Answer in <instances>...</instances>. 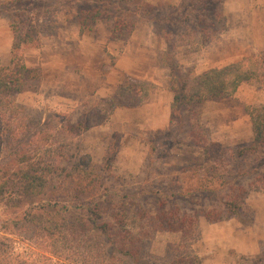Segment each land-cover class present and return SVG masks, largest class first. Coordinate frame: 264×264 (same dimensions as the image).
<instances>
[{
  "label": "rangeland",
  "instance_id": "1",
  "mask_svg": "<svg viewBox=\"0 0 264 264\" xmlns=\"http://www.w3.org/2000/svg\"><path fill=\"white\" fill-rule=\"evenodd\" d=\"M143 1L138 13L116 0H34L25 5L36 18L39 42L23 53L30 68L41 70V77L28 80L16 103L44 124L51 120L50 126L81 124L79 154L91 156L87 170L101 177L100 192L106 188L107 198H113L103 220L113 223L112 212L122 206L128 213L126 226L136 231L141 209L149 213L152 233L139 261L132 264H172L188 254L190 247L180 232L157 231L163 225L158 213L177 208L180 214L198 217L200 238L192 247L201 264H264V192L250 191L237 217L211 223L200 216L221 209L231 185L246 188L264 175V150L243 159L231 157V152L253 143L250 111L264 107V79L246 82L235 95L207 100L198 107L206 141L225 151L219 161V152L212 157L196 145L189 111L172 110V75L164 58L171 57L179 74L197 77L254 54L264 57V15L248 12V0H242L246 9L239 13L234 5L227 9L226 0ZM11 9L0 14L4 66L11 65ZM122 18L134 22V27L113 34V26ZM137 81L153 86L144 103L112 108L111 99L121 83ZM174 114L177 118L172 122ZM75 160L63 163L64 174L77 177L80 169ZM206 171L225 173V180L214 181ZM64 174L54 176L47 198L57 200L56 189L62 194L58 187ZM72 186V181L66 183L59 201L69 206L71 218L83 216L81 206L90 202L86 197L79 203ZM26 206L12 207L0 197L1 235L29 236L20 229L22 223L16 224ZM54 262L73 264L66 256Z\"/></svg>",
  "mask_w": 264,
  "mask_h": 264
},
{
  "label": "trees",
  "instance_id": "2",
  "mask_svg": "<svg viewBox=\"0 0 264 264\" xmlns=\"http://www.w3.org/2000/svg\"><path fill=\"white\" fill-rule=\"evenodd\" d=\"M33 1H0V14L7 11V7L11 9V5H15L8 12L13 32L11 65L4 66L0 60V162H7V165L0 166V197L15 208L28 205L23 218L16 224L22 223L20 229L29 235L15 238L0 234V264H58L54 259L62 256H66L73 264L138 262L144 243L152 233L148 226L150 215L144 208L141 209L140 225L136 231L131 226H126L128 213L122 206L112 212L113 223L103 220L107 206L113 203V198H107L106 188L100 192L101 177L87 170L91 166V156L79 154L77 136L83 129L81 124L50 126L51 120L44 124L39 118L23 112L16 103L17 94L23 90L28 80L41 77V70L30 68L23 53L24 48L39 42L36 18L30 12L27 13V8L24 7H29L28 4ZM116 2H126L128 7L134 8L135 13L142 11L145 5L143 0ZM130 25L126 18H122L116 21L111 31L113 34L122 32ZM164 58L172 75V110L185 108L189 111L191 133L196 145L202 146L209 156H215L221 145L206 141L207 133L200 122L198 107L207 100L235 95L246 82L264 79V57L254 54L223 67L209 69L197 77H191L184 71L179 74L180 69L171 57ZM152 91L153 86L145 81L123 82L111 99V106H140ZM250 117L253 143L237 152H231V157L243 159L251 153L264 150V107L250 111ZM174 118H177L176 114L172 117V122ZM218 154L216 158L222 161L225 151ZM77 156L79 157L75 160ZM73 160L76 161V168L80 169L77 177L69 172L64 174L63 163ZM62 172L65 176L60 183L63 185L58 187L62 194L56 189L57 200L47 198L54 176L62 177ZM206 172L212 180H225V173ZM68 181H72L71 189L78 193L79 203L80 199H90L89 203L81 206L83 216L68 217L69 206L59 202L64 198ZM229 188V195L223 199L221 209L212 208L200 213V216H204L211 223L239 216L246 207V198L250 191L264 192V175H260L258 183L253 182L249 187L231 185ZM158 214L165 227L161 225L158 230L153 224L151 227L155 231L168 229L180 232L182 240L190 247L186 256L175 258L172 264H201L200 256L192 247L200 238L198 217L180 214L178 208L176 212L166 210ZM19 244L23 246L20 250Z\"/></svg>",
  "mask_w": 264,
  "mask_h": 264
},
{
  "label": "crops",
  "instance_id": "3",
  "mask_svg": "<svg viewBox=\"0 0 264 264\" xmlns=\"http://www.w3.org/2000/svg\"><path fill=\"white\" fill-rule=\"evenodd\" d=\"M248 1L250 3L248 12H252L253 14L258 12L264 15V0H248ZM241 2L242 0H226L225 6L227 9L228 8L230 9V7L234 5V11H237L239 13L246 9L244 6L240 5ZM259 16H258V20L260 19Z\"/></svg>",
  "mask_w": 264,
  "mask_h": 264
}]
</instances>
